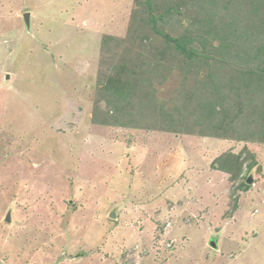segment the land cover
Listing matches in <instances>:
<instances>
[{"label":"rangeland","instance_id":"374dc122","mask_svg":"<svg viewBox=\"0 0 264 264\" xmlns=\"http://www.w3.org/2000/svg\"><path fill=\"white\" fill-rule=\"evenodd\" d=\"M0 264H264V0H0Z\"/></svg>","mask_w":264,"mask_h":264},{"label":"water","instance_id":"95a60500","mask_svg":"<svg viewBox=\"0 0 264 264\" xmlns=\"http://www.w3.org/2000/svg\"><path fill=\"white\" fill-rule=\"evenodd\" d=\"M30 17H31L30 13H26L25 16H24L25 21L27 23V26H29V24H30ZM251 182H252V180H249V183H251ZM110 217L111 218H116L115 211L111 213ZM8 221H9V219H8Z\"/></svg>","mask_w":264,"mask_h":264},{"label":"trees","instance_id":"16d2710c","mask_svg":"<svg viewBox=\"0 0 264 264\" xmlns=\"http://www.w3.org/2000/svg\"><path fill=\"white\" fill-rule=\"evenodd\" d=\"M185 48L183 47V50H184ZM235 166H237V168H235ZM234 166V168H232V169H236L238 172H236V173H234V176L235 177H238L240 174H239V164L238 165H235Z\"/></svg>","mask_w":264,"mask_h":264},{"label":"clouds","instance_id":"9594fccd","mask_svg":"<svg viewBox=\"0 0 264 264\" xmlns=\"http://www.w3.org/2000/svg\"><path fill=\"white\" fill-rule=\"evenodd\" d=\"M249 180H252L251 178H247V182H248V186H249V184L251 185L252 184V182L251 183H249Z\"/></svg>","mask_w":264,"mask_h":264},{"label":"bare ground","instance_id":"6f19581e","mask_svg":"<svg viewBox=\"0 0 264 264\" xmlns=\"http://www.w3.org/2000/svg\"><path fill=\"white\" fill-rule=\"evenodd\" d=\"M27 29H29L30 32H31V26H30V24H29V26H27ZM7 252H9V251H7ZM11 256H12V255H11Z\"/></svg>","mask_w":264,"mask_h":264}]
</instances>
